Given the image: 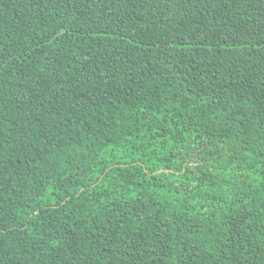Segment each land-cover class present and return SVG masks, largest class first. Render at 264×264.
<instances>
[{"label":"trees","instance_id":"16d2710c","mask_svg":"<svg viewBox=\"0 0 264 264\" xmlns=\"http://www.w3.org/2000/svg\"><path fill=\"white\" fill-rule=\"evenodd\" d=\"M0 264H264V0H0Z\"/></svg>","mask_w":264,"mask_h":264}]
</instances>
